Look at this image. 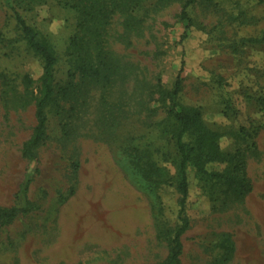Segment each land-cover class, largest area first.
<instances>
[{
	"label": "rangeland",
	"instance_id": "obj_1",
	"mask_svg": "<svg viewBox=\"0 0 264 264\" xmlns=\"http://www.w3.org/2000/svg\"><path fill=\"white\" fill-rule=\"evenodd\" d=\"M186 1L0 0V210H19L0 223V264H164L181 161L164 91L180 73L178 102L220 136L207 167L242 176L244 163L253 187L241 199L190 167L181 264H264V0H195L189 28ZM17 15L57 59L31 160L43 62Z\"/></svg>",
	"mask_w": 264,
	"mask_h": 264
},
{
	"label": "trees",
	"instance_id": "obj_2",
	"mask_svg": "<svg viewBox=\"0 0 264 264\" xmlns=\"http://www.w3.org/2000/svg\"><path fill=\"white\" fill-rule=\"evenodd\" d=\"M195 0H187L181 13V20L185 23L186 28L192 24L188 9ZM16 21L21 30L28 48L43 62V74L40 80V97L36 103V121L37 125L34 131V136L24 144L23 156L26 159H34L35 149L45 140L47 118L45 114L46 107L52 101L54 90V70L57 64L55 52L52 47L45 41L40 40L37 32L29 26L20 16H16ZM184 66V65H183ZM183 66L181 72L183 71ZM182 74L178 76L174 88L170 91H164V98L169 103L168 115L174 120L172 127V138L175 141L178 153L181 157L179 166V176L177 190L180 195V226L175 231L170 247L168 257L164 264H181L180 257L184 251L183 237L189 228V220L185 216L187 201L189 198V169L194 166L196 172L207 178L218 179L229 185L236 195L244 199L252 191L253 187L247 179L245 172L246 165H240L243 175L231 174L229 172L217 173L210 171L207 165L217 162L221 158L219 152L218 140L219 134L212 131L203 121L200 110L192 107H184L178 102V96L183 88ZM187 136L194 137V142L187 144L185 138ZM140 173L146 179H154L156 183L161 184L163 174L161 169L156 165H151L150 168H143L137 164ZM17 208L8 210H0V223L6 225L14 220L18 215ZM221 247L227 250V257L235 254L236 247L230 235H224Z\"/></svg>",
	"mask_w": 264,
	"mask_h": 264
}]
</instances>
